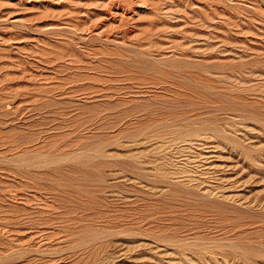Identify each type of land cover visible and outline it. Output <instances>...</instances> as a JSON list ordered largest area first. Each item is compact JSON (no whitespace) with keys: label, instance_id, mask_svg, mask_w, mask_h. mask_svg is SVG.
<instances>
[{"label":"rangeland","instance_id":"374dc122","mask_svg":"<svg viewBox=\"0 0 264 264\" xmlns=\"http://www.w3.org/2000/svg\"><path fill=\"white\" fill-rule=\"evenodd\" d=\"M0 264H264V0H0Z\"/></svg>","mask_w":264,"mask_h":264}]
</instances>
